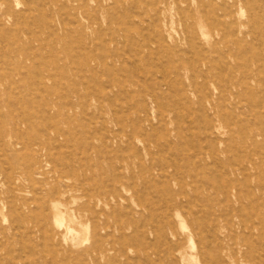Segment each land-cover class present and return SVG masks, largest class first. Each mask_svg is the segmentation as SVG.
I'll use <instances>...</instances> for the list:
<instances>
[{"label": "rangeland", "instance_id": "1", "mask_svg": "<svg viewBox=\"0 0 264 264\" xmlns=\"http://www.w3.org/2000/svg\"><path fill=\"white\" fill-rule=\"evenodd\" d=\"M17 1L0 0V126L8 132L0 143V264H241L244 243H251L245 262L264 264V0ZM162 29L179 38L170 52L157 49L153 34ZM145 45L151 49L136 51ZM172 57L208 77L215 60L225 67L218 75L227 69L237 80L246 67L241 81L252 93L203 112L205 101L182 91L188 81H175ZM35 76L49 77L48 94L24 88ZM228 115L235 122H225ZM243 124L262 136L238 147ZM57 125L70 139L59 138L53 162L42 146ZM173 164L191 168L194 188L209 194L210 205L200 210L187 197L171 208L175 182L165 175ZM186 193L192 196L189 186ZM93 197L85 237L76 210ZM53 203L66 222L73 219L74 247L51 236L63 231ZM12 211L20 215L17 229ZM228 219L236 225L232 237ZM90 236L102 255L84 251Z\"/></svg>", "mask_w": 264, "mask_h": 264}, {"label": "bare ground", "instance_id": "2", "mask_svg": "<svg viewBox=\"0 0 264 264\" xmlns=\"http://www.w3.org/2000/svg\"><path fill=\"white\" fill-rule=\"evenodd\" d=\"M3 4H6L8 2V4L10 5V2L12 0H1ZM176 1V0H175ZM212 1V0H211ZM15 2V6L18 5V1L17 0H14ZM14 4V3H12ZM177 4V3H176ZM211 4V3H210ZM219 5V4H218ZM215 5H213L214 7ZM177 9V8H176ZM217 9V8H216ZM118 11V10H117ZM178 11V10H177ZM152 17V16H151ZM219 18V17H218ZM221 18V17H220ZM213 19V17H212ZM144 21V20H143ZM216 21V20H215ZM217 22V21H216ZM214 23L213 25L214 26H217L218 23ZM136 23V22H135ZM150 24V23H149ZM160 24V23H158ZM69 24H67L68 26ZM157 25V23L155 24ZM54 26V25H53ZM57 26V25H55ZM138 29V28H137ZM141 29V27H140ZM172 32V31H171ZM152 33V32H151ZM145 35V34H144ZM154 36V39H155V42L158 43L157 45V49L158 51H163V52H167L169 51L170 52V49L172 48L173 49V45L175 43L178 42V39L177 37H174L170 32H168L166 29H162L161 31H155V33L153 34ZM144 37V36H143ZM129 38V37H128ZM177 38V39H176ZM214 38V37H213ZM113 42L114 40L111 39ZM150 41V40H149ZM139 41L137 40V43ZM147 42V41H146ZM195 42V41H194ZM225 42V40H224ZM241 42V41H240ZM133 43V42H132ZM152 43V42H151ZM93 44V43H92ZM148 44V43H147ZM155 44V43H154ZM219 44V40L216 39L214 40V42L212 43V45L210 46V48L212 49L213 53L217 52V46ZM224 44V43H223ZM226 44V43H225ZM96 45V44H95ZM137 45V44H136ZM243 45V44H242ZM12 46V44H11ZM132 46V45H131ZM201 46V45H200ZM227 46V45H225ZM236 46V45H235ZM141 47V50H136V51H145V50H150L151 47L148 46V45H145V46H140ZM95 49V48H94ZM98 49V48H97ZM202 49V47H201ZM204 49V48H203ZM230 49V48H229ZM236 49V48H235ZM200 50V49H199ZM197 51L198 52V55L199 57L202 56V51ZM241 50V49H239ZM94 51V50H92ZM211 51V52H212ZM223 51V50H222ZM237 51V50H236ZM243 51V50H242ZM245 51V50H244ZM178 52V51H177ZM230 52V51H229ZM241 52V51H240ZM184 53V51H183ZM189 53V51L187 52ZM219 53V52H218ZM232 53V52H231ZM242 53V52H241ZM244 53V52H243ZM242 53V54H243ZM99 54V53H98ZM140 54V53H139ZM237 54V53H236ZM241 54V56H242ZM254 54V52H253ZM218 55V54H217ZM186 56V55H185ZM206 56V55H205ZM221 56H224V55H221ZM236 56V55H235ZM2 57V56H0ZM198 57V58H199ZM219 57V56H218ZM233 57V56H232ZM238 57V56H237ZM236 57V58H237ZM244 58V56H242ZM166 58V57H165ZM203 58V57H202ZM220 58V57H219ZM223 58V57H221ZM251 58V57H250ZM253 58V57H252ZM251 58V59H252ZM256 58V57H255ZM187 59V58H186ZM247 59L249 60V58L247 57ZM195 60V59H194ZM242 60V59H241ZM247 60V61H248ZM254 60V59H253ZM257 60V59H256ZM216 63L214 64L215 66H213V68L211 69L213 71V74L211 76H207V75H203L199 70H198V67L196 66V64L192 63V62H184V61H181L179 58H174L172 57L171 59V67H172V73L174 75V79L176 82H181V77H184L185 80L188 81V85H181V88H182V91L184 89V91H189L190 94L194 97H196V99H199V100H204L205 102L203 104H200L199 105V108L200 110H202L203 112L207 110V108H210V110H215L216 107H217V103H221L222 101L224 100H227V99H230V100H233L234 102L236 100H238L239 96L245 92V93H252V90L247 86V83H243L241 80L243 78H246L245 74L247 73L248 71V68L246 67H240L238 70H237V76L239 77V79H235L234 76L236 75H227L226 73V70L223 74V76H220L218 75L219 73H217L218 68H223V70L225 69L224 67V62H220V61H217L215 60ZM122 62V61H121ZM179 62V63H178ZM210 62V60H209ZM38 63V62H37ZM162 64V63H161ZM199 65V63L197 64ZM139 66V65H137ZM179 68V69H178ZM134 70V69H133ZM163 71V70H162ZM259 71V70H258ZM181 72H185V74H181ZM23 72H21L22 74ZM211 73V72H210ZM34 74H36V71L34 72ZM264 76V75H263ZM168 77V74L167 73H164L163 76H162V79L161 81H159L158 83V88L160 90V92L163 90L164 86H166V78ZM196 77L198 78H201L203 80V83L201 84H198L196 82ZM33 78V81H31V83L27 84L26 86H24L25 89H28L29 90V93H33V91L35 90L37 93H43L45 92L44 94H48L47 92V89L45 88L47 85V81L49 80V77L48 76H44V77H38V76H35V77H32ZM249 79V78H248ZM110 81V80H109ZM106 83V82H104ZM102 83V84H104ZM34 89V90H33ZM172 89V88H171ZM177 89V88H176ZM253 89V88H252ZM145 90V89H144ZM144 92V91H143ZM178 92V90H177ZM235 92V93H234ZM110 97V96H108ZM108 99V98H107ZM187 99V98H186ZM158 100V99H157ZM180 100V99H179ZM108 101V100H107ZM160 101V99H159ZM108 103V102H107ZM199 103V102H198ZM101 104V102H100ZM160 104V103H159ZM162 106V104H160ZM50 106V105H49ZM48 105H44V108H48L49 107ZM74 106H70V109L73 110ZM162 108V107H161ZM114 109V107H113ZM229 118L227 119V117L225 119L227 120H224L225 122L228 121V122H235V118L233 115H228ZM254 116V115H253ZM139 118V117H138ZM137 118V119H138ZM69 118L66 117L64 119V124L68 123L67 125H69ZM89 119V118H88ZM2 122V121H1ZM231 124V123H230ZM246 124V123H244ZM243 124V129H241L236 137V145L238 147H245L247 144L252 143L254 144L257 137L259 136H262V129L260 130H256V131H247L244 127L246 125ZM4 127V126H3ZM209 127V126H208ZM4 128H2V126H0V143H4L5 144V140L7 141V136L6 135V132H4L3 130ZM55 129L54 130V137H51L49 140H48V143L47 145H43L42 147H45V150H47V156L51 158V160L53 161L54 159L53 156H57V148H58V141H59V138L61 137L64 141H69L70 139V135L67 133V132H63V131H59V126H55ZM8 133V132H7ZM191 135V134H190ZM130 140L131 138H129V144H130ZM235 140V139H234ZM113 140H111V143H112ZM47 142V141H46ZM9 143V142H8ZM19 143H16V144H12L11 142V145H7L8 147H13L15 145H18ZM55 144V145H54ZM257 146V145H256ZM261 150V149H260ZM259 152V151H258ZM261 152V151H260ZM45 158H46V155H45ZM49 158H47V164H50V161L48 160ZM264 159V157H263ZM54 162V161H53ZM246 162L248 163V165H250L251 167H253L254 169L257 167L256 163H254L252 161L251 158H247ZM65 166V165H64ZM171 169H172V172L171 174H166L165 177L167 178V180H172L175 182V189L174 190H171L170 193H169V198H170V203H172V207H178V208H181L182 207V204H184V202H191L189 199H186L187 197H189L193 203L195 204L194 207H197V208H201L200 210H203V204L206 202L208 203V205H210V196L209 194H205V193H200L197 189L194 188L193 184H192V179H193V173H192V170L191 168H189L188 166H185L184 169H182L180 166L178 165H171L169 166ZM168 167L165 166V167H161V170L165 171V169H167ZM41 167L38 166L37 167V170H40ZM56 169V167H55ZM164 175V173H163ZM162 176V175H161ZM191 180V183H188L187 179ZM223 182V181H222ZM190 187L191 189V192L192 193V196H188V194L186 193V188L187 187ZM39 189V188H38ZM223 192V191H222ZM57 193V191L53 188L51 189V191H49L48 195H51V196H54L55 194ZM201 196V198L199 197V194ZM229 195V193H228ZM225 196V195H224ZM229 196H225L226 199H228ZM203 199V201L201 200ZM96 201V197H93V198H87V202L83 203L82 205H80L78 208H77V212L79 213V216L77 215L78 217V224L80 225L81 227V230H82V234L86 236H89V233L91 231V229L89 228L88 224H89V216H88V213L91 211V209L95 208L97 206V204L95 203ZM98 202H102V198L101 197H97V203ZM241 206V209H242V203L241 201L238 202ZM52 209H53V212H54V224L55 226L57 227H61L62 226V233H53L51 236L52 238L54 239H59L60 240H63L64 242H69L70 243V246L71 247H74L75 245H77V241H78V238H76V235H78L77 232H75V229L72 227V223L74 224L73 222V219H71L70 223L66 222L65 221V216L64 214H62V212L59 210V207H58V204L57 203H53V205L51 206ZM13 213H16V211H12ZM209 212V211H208ZM192 213V211H191ZM15 215V214H14ZM13 215V216H14ZM207 215H210L211 216V213L209 212V214L207 213ZM33 217V216H32ZM237 217L239 218L238 221H239V230H240V235L241 237H244V233L246 231V226H245V223H243L241 221V215H237ZM19 218H20V215L16 213V216L13 218V221H12V226H15L16 229H17V226H18V223H19ZM41 219V218H40ZM82 219H85V220H82ZM75 220H77V218L75 217ZM263 220L262 217H260L259 219V223H261V221ZM17 225V226H16ZM211 225H213V223L211 222ZM78 226V225H77ZM184 226V225H183ZM236 225H234V222L229 220L226 221L225 223V229L227 230L228 232V235L226 237H232V236H235L237 233H235L233 231L232 228H234ZM59 229V228H58ZM179 230V229H178ZM41 229H39V227H37V232H40ZM44 234L48 233L47 230H44ZM195 229H193L191 231L192 233V236H195L196 235V232H194ZM32 235V234H30ZM91 240H90V243L88 245V247L85 248V252L86 254H88L90 257H92V255H102V249L101 247L98 245L97 241L94 240V238L92 236H90ZM192 244V243H191ZM210 245V243H209ZM250 250H251V243L250 244H242L240 246V251H241V254H242V257L243 259L241 260V264H248L246 263V259L249 258V255H250ZM223 259V258H222ZM215 260V259H214ZM240 264V263H238Z\"/></svg>", "mask_w": 264, "mask_h": 264}]
</instances>
